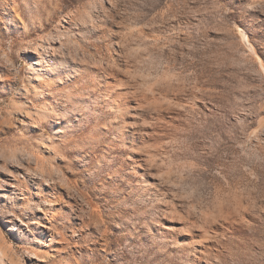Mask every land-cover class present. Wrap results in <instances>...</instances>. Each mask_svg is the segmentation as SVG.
I'll return each instance as SVG.
<instances>
[{
    "label": "rangeland",
    "instance_id": "374dc122",
    "mask_svg": "<svg viewBox=\"0 0 264 264\" xmlns=\"http://www.w3.org/2000/svg\"><path fill=\"white\" fill-rule=\"evenodd\" d=\"M0 264H264V0H0Z\"/></svg>",
    "mask_w": 264,
    "mask_h": 264
},
{
    "label": "bare ground",
    "instance_id": "6f19581e",
    "mask_svg": "<svg viewBox=\"0 0 264 264\" xmlns=\"http://www.w3.org/2000/svg\"><path fill=\"white\" fill-rule=\"evenodd\" d=\"M51 58H55V57H51ZM54 60V59H53ZM65 62V61H64ZM38 64H39V60H38ZM65 66H67V68H69V70H70V73L68 74V77H73L74 75L72 74V72L71 71H73V69L71 68V63H66L65 62V64H64ZM107 69V68H106ZM106 69L104 70L105 72H106ZM109 69V68H108ZM58 80H59V82L64 86V88L65 89H73V88H76V80L75 81H73V82H69V83H65V80L67 81V79H64V76L63 75H58ZM101 83V82H100ZM99 83V84H100ZM109 86H110V93L112 94V95H110V97L115 101L116 99H117V97H118V99L120 98H122L121 96V94H120V92L119 91H117L116 90V88H115V86L113 85V84H108ZM63 88V89H64ZM67 92H68V90H67ZM73 92H74V90H73ZM70 93H72V92H70ZM77 93V92H76ZM74 93H72V95H73ZM71 95V94H70ZM79 96V95H78ZM120 96V97H119ZM72 97V96H71ZM74 97V96H73ZM80 97V96H79ZM127 96H125V97H123V98H126ZM74 99V98H73ZM119 99V100H120ZM112 100V101H113ZM121 101V100H120ZM72 104H74V107H76V105H75V103H74V101H73V103ZM122 116V115H121ZM36 177V176H35ZM34 178V177H33ZM43 180V179H42ZM38 228H39V226H38ZM40 232H41V234H43V228L41 229V227H40Z\"/></svg>",
    "mask_w": 264,
    "mask_h": 264
}]
</instances>
